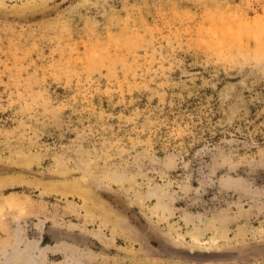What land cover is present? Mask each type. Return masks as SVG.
Returning <instances> with one entry per match:
<instances>
[{"label": "rangeland", "instance_id": "1", "mask_svg": "<svg viewBox=\"0 0 264 264\" xmlns=\"http://www.w3.org/2000/svg\"><path fill=\"white\" fill-rule=\"evenodd\" d=\"M1 16L0 264H264V0Z\"/></svg>", "mask_w": 264, "mask_h": 264}, {"label": "water", "instance_id": "2", "mask_svg": "<svg viewBox=\"0 0 264 264\" xmlns=\"http://www.w3.org/2000/svg\"><path fill=\"white\" fill-rule=\"evenodd\" d=\"M0 21H6V19L1 16L0 17ZM197 252V251H195ZM217 252H222V253H225V254H231L230 256L227 257V255H219V256H212L210 258H204V257H200V256H195V255H191V254H188V253H185V252H180L178 251L176 254L179 255V256H182L184 258H188V259H191V260H195V261H199V262H217V261H228V260H232V259H236L239 257V253L237 252H233V251H217ZM220 253V254H222ZM234 253V254H233Z\"/></svg>", "mask_w": 264, "mask_h": 264}, {"label": "bare ground", "instance_id": "3", "mask_svg": "<svg viewBox=\"0 0 264 264\" xmlns=\"http://www.w3.org/2000/svg\"><path fill=\"white\" fill-rule=\"evenodd\" d=\"M1 184V183H0ZM66 185V184H65ZM1 187V186H0ZM70 189V188H69ZM75 191V190H74ZM80 192V191H79ZM61 194V193H60ZM68 194V193H67ZM73 194V193H72ZM62 195H65V194H62ZM32 246V245H31ZM33 247V246H32ZM31 247V248H32ZM47 248V247H46ZM30 249V248H29ZM55 250V249H54ZM16 252V251H15ZM68 253V252H67ZM15 255H18V254H15ZM14 255V256H15ZM25 255V254H24ZM20 256V255H19ZM16 257V256H15ZM10 258H13V257H10ZM13 259H15V258H13ZM18 259V258H17ZM21 259V258H20ZM42 259V258H41ZM10 261V260H9ZM15 262V264L17 263L16 261H14ZM20 262V261H19ZM11 263H13V262H11ZM29 264V263H28Z\"/></svg>", "mask_w": 264, "mask_h": 264}]
</instances>
